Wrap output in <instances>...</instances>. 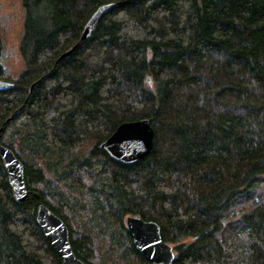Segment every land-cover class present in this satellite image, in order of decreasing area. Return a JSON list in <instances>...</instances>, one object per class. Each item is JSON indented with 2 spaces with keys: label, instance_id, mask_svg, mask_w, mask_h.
Segmentation results:
<instances>
[{
  "label": "trees",
  "instance_id": "trees-1",
  "mask_svg": "<svg viewBox=\"0 0 264 264\" xmlns=\"http://www.w3.org/2000/svg\"><path fill=\"white\" fill-rule=\"evenodd\" d=\"M19 2L16 78L0 38V81L12 84L0 89V144L22 163L27 197L14 201L0 158V264H61L39 203L85 264H151L128 216L160 227L172 264H264V0ZM141 119L154 132L141 161L98 148Z\"/></svg>",
  "mask_w": 264,
  "mask_h": 264
},
{
  "label": "water",
  "instance_id": "water-1",
  "mask_svg": "<svg viewBox=\"0 0 264 264\" xmlns=\"http://www.w3.org/2000/svg\"><path fill=\"white\" fill-rule=\"evenodd\" d=\"M114 4L99 6L90 16L83 27L79 41L89 39L99 17L109 11ZM78 43L60 55L59 59L70 55ZM12 87V84L0 81V89ZM32 86L30 88V91ZM12 118L6 120L9 122ZM2 128H0V136ZM154 132L149 120L141 119L120 124L115 131L98 148L104 151L113 161L127 166L133 165L145 158L153 148ZM0 158L7 171L8 183L12 189L15 202L22 203L27 197V190L23 180V165L12 150L0 144ZM36 223L41 228L51 247L61 257V264H85L73 253L69 232L63 221L39 203L36 209ZM125 227L131 237L137 252L144 256L151 264H172L174 252L172 246L161 238L160 227L152 221H144L135 216L125 219Z\"/></svg>",
  "mask_w": 264,
  "mask_h": 264
},
{
  "label": "rangeland",
  "instance_id": "rangeland-1",
  "mask_svg": "<svg viewBox=\"0 0 264 264\" xmlns=\"http://www.w3.org/2000/svg\"><path fill=\"white\" fill-rule=\"evenodd\" d=\"M0 4V38L4 48L1 65L8 76L16 78L24 69L17 50L22 34L23 9L19 0H0Z\"/></svg>",
  "mask_w": 264,
  "mask_h": 264
}]
</instances>
